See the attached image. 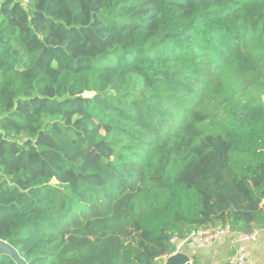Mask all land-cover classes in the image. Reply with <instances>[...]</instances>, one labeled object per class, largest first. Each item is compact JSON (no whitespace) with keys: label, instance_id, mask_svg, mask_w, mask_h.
<instances>
[{"label":"trees","instance_id":"1","mask_svg":"<svg viewBox=\"0 0 264 264\" xmlns=\"http://www.w3.org/2000/svg\"><path fill=\"white\" fill-rule=\"evenodd\" d=\"M263 201L264 0H0V239L29 264H162Z\"/></svg>","mask_w":264,"mask_h":264},{"label":"crops","instance_id":"2","mask_svg":"<svg viewBox=\"0 0 264 264\" xmlns=\"http://www.w3.org/2000/svg\"><path fill=\"white\" fill-rule=\"evenodd\" d=\"M257 230L259 234L255 241L247 240L244 242L248 251V257L244 264H264V228ZM237 246L238 243L232 238H224L217 239L208 246L187 242L179 245L178 248L179 251L185 252L190 256V263L197 260L201 264H226ZM166 258L164 257L162 264Z\"/></svg>","mask_w":264,"mask_h":264},{"label":"built area","instance_id":"3","mask_svg":"<svg viewBox=\"0 0 264 264\" xmlns=\"http://www.w3.org/2000/svg\"><path fill=\"white\" fill-rule=\"evenodd\" d=\"M258 234V230L250 233H237L233 231L229 225H210L194 228L184 237L174 236L171 238L170 243L175 246L176 250L173 252V254H176L179 252L178 246L187 242L193 243L195 245L208 246L217 239L232 238L238 243V246L226 264H244L248 257V251L244 245V242L247 240L255 241L258 238Z\"/></svg>","mask_w":264,"mask_h":264},{"label":"water","instance_id":"4","mask_svg":"<svg viewBox=\"0 0 264 264\" xmlns=\"http://www.w3.org/2000/svg\"><path fill=\"white\" fill-rule=\"evenodd\" d=\"M0 254L11 255L18 264H29L14 246L2 239H0ZM190 262V256L185 252L179 251L176 254L168 256L163 264H188Z\"/></svg>","mask_w":264,"mask_h":264},{"label":"rangeland","instance_id":"5","mask_svg":"<svg viewBox=\"0 0 264 264\" xmlns=\"http://www.w3.org/2000/svg\"><path fill=\"white\" fill-rule=\"evenodd\" d=\"M86 94V96H91L92 95V93H85Z\"/></svg>","mask_w":264,"mask_h":264}]
</instances>
